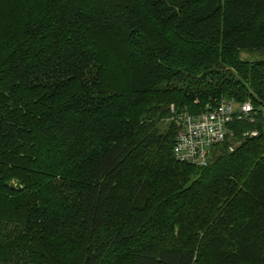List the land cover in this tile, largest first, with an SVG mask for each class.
<instances>
[{
  "label": "trees",
  "instance_id": "trees-1",
  "mask_svg": "<svg viewBox=\"0 0 264 264\" xmlns=\"http://www.w3.org/2000/svg\"><path fill=\"white\" fill-rule=\"evenodd\" d=\"M0 264H264V0H0Z\"/></svg>",
  "mask_w": 264,
  "mask_h": 264
},
{
  "label": "built area",
  "instance_id": "built-area-1",
  "mask_svg": "<svg viewBox=\"0 0 264 264\" xmlns=\"http://www.w3.org/2000/svg\"><path fill=\"white\" fill-rule=\"evenodd\" d=\"M171 111V119L178 127L174 146L176 159L202 167L210 163L213 148L226 140L230 123L235 120L254 119V106L251 101L237 102L228 98L199 114L181 112L174 106Z\"/></svg>",
  "mask_w": 264,
  "mask_h": 264
},
{
  "label": "rangeland",
  "instance_id": "rangeland-1",
  "mask_svg": "<svg viewBox=\"0 0 264 264\" xmlns=\"http://www.w3.org/2000/svg\"><path fill=\"white\" fill-rule=\"evenodd\" d=\"M243 58H247V59H255V56L252 54H248V53H243L242 55ZM255 134V133H254ZM238 143H235V145H237Z\"/></svg>",
  "mask_w": 264,
  "mask_h": 264
}]
</instances>
